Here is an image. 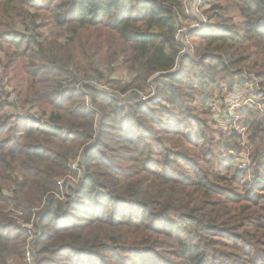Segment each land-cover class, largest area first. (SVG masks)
<instances>
[{
    "label": "trees",
    "instance_id": "obj_1",
    "mask_svg": "<svg viewBox=\"0 0 264 264\" xmlns=\"http://www.w3.org/2000/svg\"><path fill=\"white\" fill-rule=\"evenodd\" d=\"M206 4L174 70L185 0H0V264H26L19 218L32 264H264V183L209 105L219 78L264 85V0ZM117 65L126 80H104L125 97L87 85V106L79 80ZM240 114L264 177V117Z\"/></svg>",
    "mask_w": 264,
    "mask_h": 264
},
{
    "label": "built area",
    "instance_id": "obj_2",
    "mask_svg": "<svg viewBox=\"0 0 264 264\" xmlns=\"http://www.w3.org/2000/svg\"><path fill=\"white\" fill-rule=\"evenodd\" d=\"M186 12L188 17L181 18L175 32L177 41L181 44L182 49L180 56L177 59V64L174 70L178 67L180 59L185 53H191L194 50V37L193 33L201 30L209 25L210 18L206 13V0H185ZM185 22H184V21ZM246 77L245 83H242L238 78L235 79L232 89L227 91V85L225 84L224 90L221 94L214 96L210 100L211 111L214 117L222 126V128L228 132L238 135L240 149L236 155V166L238 169L244 171L248 175V179L252 183H264V177L261 174H257L252 170V145L248 139L247 127L242 122V115L240 110L244 108L253 109L261 113L264 117V85L259 82L258 77L253 73L245 71ZM107 82L99 77L83 76L78 82V88L83 92L87 106L91 107V95L84 91L85 86H92L100 91L113 93V89H109L106 85ZM157 87L150 81L148 87L143 91H138L137 95L140 101H146L153 97L157 93ZM117 95V94H116ZM125 97V95H122ZM19 110L24 112L28 111L27 117L42 118V113L37 107H31L29 105L20 106ZM78 161L72 163L73 169H78ZM73 184H77L80 179V175H73L69 177ZM28 225H21L29 232L28 237V250L26 253V264H32L33 258L31 255V242L35 236V227L33 220ZM30 225V226H29Z\"/></svg>",
    "mask_w": 264,
    "mask_h": 264
},
{
    "label": "rangeland",
    "instance_id": "obj_3",
    "mask_svg": "<svg viewBox=\"0 0 264 264\" xmlns=\"http://www.w3.org/2000/svg\"><path fill=\"white\" fill-rule=\"evenodd\" d=\"M211 1L212 2H220L221 4H229V0H211ZM229 14H231V15L234 16L233 17V20H232L233 23L239 22L238 13L236 12L235 8H231L230 11H229ZM45 30H47V31L50 30V27H47ZM55 30L57 31V29H55ZM194 40H196V39H194ZM200 44H201V42H200ZM198 45H199V42H198ZM7 48H8V44H4L3 47L1 48L0 56H3V57L5 56V52H7ZM179 64H178V67L175 70L179 69ZM101 73H102V76H101L102 79H106V81L108 79H115V80H123L124 79V80H126V78H127V71L125 70V68L122 65H117L116 68H115V70H113L111 72H110V69H108L107 67H105L104 70L101 71ZM225 80L226 79H224V78H219L218 82L221 85L222 84L225 85V84H227ZM5 82H7V86L9 87V90L12 91V94H14V90H16L21 84H23L25 82V76L24 75L15 76V75H13V73H11L5 79ZM106 85L108 86V88L110 90L113 89L114 92L112 94H117L121 98H123L122 95H125V94H122L121 92H119L118 90H115L117 87H115V88L114 87H111V85L108 84V83ZM216 89L214 90L215 93H214V95L211 96V98H213L214 96L219 95V94L222 93V92H220L221 91L220 89H218V90H216ZM85 102H86V99H85ZM121 102L124 103V100L122 99ZM40 111L42 113V111H43L42 108L40 109ZM20 216H21V213H20ZM18 222H19V224H21L23 226L30 224L29 222L27 224L21 218L18 219Z\"/></svg>",
    "mask_w": 264,
    "mask_h": 264
}]
</instances>
